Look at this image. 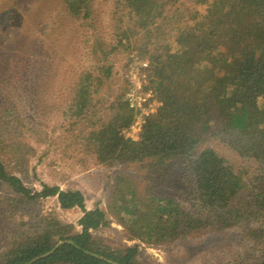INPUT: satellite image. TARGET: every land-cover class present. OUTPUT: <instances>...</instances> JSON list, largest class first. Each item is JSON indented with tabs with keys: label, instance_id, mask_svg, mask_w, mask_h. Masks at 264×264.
<instances>
[{
	"label": "trees",
	"instance_id": "16d2710c",
	"mask_svg": "<svg viewBox=\"0 0 264 264\" xmlns=\"http://www.w3.org/2000/svg\"><path fill=\"white\" fill-rule=\"evenodd\" d=\"M184 1L115 0L114 20L120 24H114L112 45L95 33L92 0H64L67 17L87 22V42L100 62H107L117 47L130 52L134 42H143L140 52L149 62L144 89H151L160 104L144 117L138 140L125 135L137 117L122 96L110 106L109 121L98 128L103 102L94 96L103 82L87 75L75 84L68 111L77 123L86 124L79 131L81 145L100 164L152 163V169L165 170V175L175 167L192 181L193 201L184 208L167 195L141 199L129 177H116L111 207L131 241L159 247L238 227L253 238L251 252L258 251L241 258V264H264V0H187L207 6L204 15L180 8ZM169 13L178 14L176 23L194 24L171 28ZM102 68L111 77V67ZM1 102L0 183L8 194H0V264H29L55 247L31 264H145L138 259V245L114 248L93 235L109 220L101 209L86 211L80 191L43 184L34 192L8 170L7 162L24 164L25 146L13 136L20 124L13 103L7 107ZM211 138L236 155L238 165L208 145ZM48 198H57L63 210H83L81 232L55 215L31 209Z\"/></svg>",
	"mask_w": 264,
	"mask_h": 264
},
{
	"label": "rangeland",
	"instance_id": "374dc122",
	"mask_svg": "<svg viewBox=\"0 0 264 264\" xmlns=\"http://www.w3.org/2000/svg\"><path fill=\"white\" fill-rule=\"evenodd\" d=\"M115 4V0H92L91 4L95 33L108 41H113L114 24H120L114 20L117 17L114 16ZM179 5L183 9H196L200 15L207 10V6H193L187 0ZM66 8L64 0H0V101L7 107L13 103L20 116L13 136L25 146L24 164L20 166L17 160L7 162L8 170L21 177L34 192L40 191L43 184L58 186L64 191H80L85 197L84 209H101L109 220L93 235L114 248L138 245V259L145 264H241V258L252 257V252L257 254L258 251L251 252L254 243L249 232L238 227L176 239L159 247H148L129 239L128 233L116 222L111 207L116 177L120 174L129 177L136 196L141 199L153 193L167 195L176 198L184 208H189L193 201L192 181L183 176L185 172L181 169L172 167L165 175V170L152 169V163L110 168L100 164L96 155L81 145L79 131L86 124L70 117L66 104L71 100L75 84L87 75H92L93 79L99 77L103 82L94 96L96 102H103L100 103L103 109L99 111V128L111 118L110 106L116 97L122 96L127 102V95L140 82L144 93L151 90L144 89L149 85L145 71L148 67L142 66L149 62L140 52L142 41L134 42L130 52L117 47L107 62H100L101 57L93 53L95 47L87 42V22L67 17ZM124 15L127 17V11ZM174 18L177 20L178 14L169 13L167 22H173L171 28L174 24L181 27L194 24V21L176 23ZM127 22L126 19L124 24L129 25ZM104 66L111 67V77L106 76ZM144 75L145 82H142ZM96 83L98 81H93ZM259 102L263 105V100ZM159 106L154 96L142 109L152 114ZM140 112L135 110L136 117ZM30 128L37 130L32 132ZM140 132L137 128L129 129L125 135L138 140ZM208 145L238 165L236 155L219 146L216 139H209ZM20 168L27 174H20L22 172L16 170ZM4 188L0 183L1 195L8 194ZM31 209L36 214L55 215L63 224L73 225L75 231L81 232L78 222L84 213L80 208L63 210L57 198H48L38 201Z\"/></svg>",
	"mask_w": 264,
	"mask_h": 264
},
{
	"label": "built area",
	"instance_id": "2783aa9c",
	"mask_svg": "<svg viewBox=\"0 0 264 264\" xmlns=\"http://www.w3.org/2000/svg\"><path fill=\"white\" fill-rule=\"evenodd\" d=\"M142 66L148 67V64L143 63ZM145 75L143 76L142 82H145ZM154 97V93L150 90L148 92H143L142 90V83L140 82L138 84V87L135 88L134 90H131L129 94L127 95V103L129 104L130 108L133 110H140V115L138 116L143 117V120L140 119V117L137 116L135 123L131 126V130H135L137 128L138 131H141L142 129V124H144V117L148 116L150 114L145 113L142 108H144L145 104L149 101V98ZM143 114V115H142ZM145 114V115H144Z\"/></svg>",
	"mask_w": 264,
	"mask_h": 264
},
{
	"label": "water",
	"instance_id": "95a60500",
	"mask_svg": "<svg viewBox=\"0 0 264 264\" xmlns=\"http://www.w3.org/2000/svg\"><path fill=\"white\" fill-rule=\"evenodd\" d=\"M61 244H63V243H61ZM57 249V247H55V249H53V250H51L50 252H48V253H46V254H44V255H42L41 257H39V258H37V259H35V260H33L32 262H30L29 264H31V263H33V262H35L36 260H38V259H41V258H45V257H48L49 255H51L55 250Z\"/></svg>",
	"mask_w": 264,
	"mask_h": 264
}]
</instances>
